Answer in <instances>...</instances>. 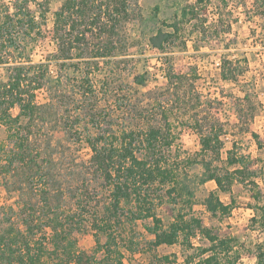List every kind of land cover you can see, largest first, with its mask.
<instances>
[{
	"label": "trees",
	"instance_id": "1",
	"mask_svg": "<svg viewBox=\"0 0 264 264\" xmlns=\"http://www.w3.org/2000/svg\"><path fill=\"white\" fill-rule=\"evenodd\" d=\"M130 1L59 0V7L52 13L50 30L54 52L40 63L16 61L7 67V80L0 81V126L7 133V141L0 142V175L16 164L36 167V160L29 153V141L40 124L51 117L58 120L67 138L83 142L90 153L84 173L87 182L84 181L74 208L63 215L55 210L50 215L43 214L42 219L31 205L22 206L18 213L10 206L0 205V264H108L110 260L123 264L115 233L124 222L136 221L142 222L151 237V249L175 244L185 248L182 264L239 261L233 250L234 239L221 237L218 229L205 226L203 219L193 213L194 192L186 182V169L197 159L181 164L168 157L175 140L171 118L175 115L174 106L180 105L177 102L181 100V92L186 93L187 72L176 73L170 63H163L164 90L145 103L137 126L125 123V119H119L108 109H99L102 97L97 98L100 88L96 90L89 78L92 71L78 83L77 77H66L63 82L57 75L50 79L51 61L59 70L78 69L80 64L93 70L98 61L114 58L117 49L113 39L118 26L128 18ZM217 1L224 8L228 4V0ZM258 1L263 7L260 14L264 15V0ZM208 2H188L181 9L180 19L166 25L168 30L158 28L150 35L147 41L150 49L164 54L177 41L184 46V22L197 20L200 14L197 7ZM50 4L51 0H0V65L8 63L3 50L19 51L20 59L23 40L44 38ZM226 62L221 67V76L235 80L241 68L226 71ZM134 79L137 86H144L143 75ZM43 93L46 101L39 100L38 95ZM117 102L120 108L121 103ZM48 107L53 109L51 115L49 110L44 111ZM148 107L151 109L146 110ZM13 110L17 111L15 115ZM214 121L217 122L206 130L195 127L199 136L197 162L203 169L200 183L211 181L216 186V191L209 192L203 200L204 209L212 217L228 216L234 204L231 186L249 182L255 190L251 197L257 201L253 208L259 220L264 221V204L259 201L264 195L253 181L255 173L246 157L234 150L227 151L225 159L222 157L223 127L218 120ZM252 135L264 153V142L259 135ZM220 194H229L230 202L223 203ZM162 205L171 208L167 225L156 213ZM93 231L97 238L96 252L103 255L100 260L77 247L79 238ZM100 234L105 237L103 244L98 241ZM194 241H204L206 245L195 246ZM170 262L169 256L160 258V264ZM253 264H264L263 250L255 254Z\"/></svg>",
	"mask_w": 264,
	"mask_h": 264
},
{
	"label": "rangeland",
	"instance_id": "2",
	"mask_svg": "<svg viewBox=\"0 0 264 264\" xmlns=\"http://www.w3.org/2000/svg\"><path fill=\"white\" fill-rule=\"evenodd\" d=\"M188 2L194 4L195 0H131L128 18L118 26L113 39L117 49L114 58L98 61V67L93 70H88L84 64H80L78 69L59 70L51 61L48 64L49 75L50 79L60 76L62 82L66 77H77L78 83L88 71H92L89 78L96 90L100 88L97 98L102 97L99 109H108L119 119H125V123L137 126L145 103L164 90L163 63H170L176 73L187 72L186 93L181 92V100L177 102L180 105L174 106L175 115L171 118L175 140L168 157L181 164L197 159L186 169V182L194 192L193 213L203 219L205 226L218 229L221 237L234 239L233 250L239 255L237 264H253L258 250L264 251V221L259 220L253 208L257 204L251 197L254 187L249 182L231 186L230 197L234 204L228 216L212 217L205 211L203 200L209 192L216 191V186L211 181L200 183L203 169L197 162L200 159L197 156L199 136L195 127L206 130L217 122L214 120H218L223 127L220 135L224 144L222 157L225 159L230 150L246 157L255 173L253 181L264 195V153L252 135H259L260 141L264 142V15L260 14L263 7L258 0H228L225 8L219 1L209 0L197 7L200 11L197 20L184 22V46L177 41V45L167 53H154L148 46V38L158 28L168 30L166 25L180 19L181 9ZM59 5V0H51L44 38L23 40L24 46L21 47L24 50L20 51V59L19 51L3 50L8 63L0 65V81L7 80V67L15 65L16 61L40 63L54 52L50 30L52 13ZM224 61H227L226 71L228 68H241V73L236 72L235 80L222 78ZM137 75L144 76V86L135 84ZM191 83L193 86L189 88ZM38 97L40 101L47 100L44 93ZM115 100L121 103L120 108ZM45 110L52 114V108ZM16 112L13 110L12 114ZM6 135L4 127L0 126L1 143L7 141ZM28 147L37 165L16 164L8 173L0 175V205L10 206L17 213L22 206L31 205L42 219H45V213L50 215L56 210L63 215L73 209L76 197L85 186L84 181L87 182L84 174L90 157L87 146L67 138L58 120L51 117L40 124ZM230 197L229 194H220L225 204L230 202ZM259 201L260 205L264 204V196ZM48 209L51 213H47ZM156 213L167 225L172 214L170 206L162 205ZM93 233L80 237L77 247L100 260L103 255L96 252L97 238ZM115 234L123 264H160L163 256H169L172 261L169 264H182L184 261L186 249L180 244L151 249V237L143 229L141 221L124 222ZM98 238L100 244L105 242L103 235ZM194 245L205 247L206 242L194 241ZM113 263L110 260L108 264Z\"/></svg>",
	"mask_w": 264,
	"mask_h": 264
}]
</instances>
